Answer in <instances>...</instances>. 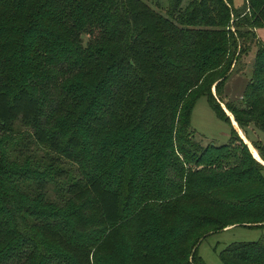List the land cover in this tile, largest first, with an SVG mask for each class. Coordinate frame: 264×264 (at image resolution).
<instances>
[{
  "label": "trees",
  "instance_id": "1",
  "mask_svg": "<svg viewBox=\"0 0 264 264\" xmlns=\"http://www.w3.org/2000/svg\"><path fill=\"white\" fill-rule=\"evenodd\" d=\"M183 3L0 0V132L32 123L38 147L78 164L57 204L47 180L14 170L24 156L0 147V264H205L207 236L264 227V164L219 100L256 47L243 97L224 108L264 161L247 134L264 132V0ZM200 97L232 124L227 144L194 140ZM220 260L264 264V237Z\"/></svg>",
  "mask_w": 264,
  "mask_h": 264
},
{
  "label": "rangeland",
  "instance_id": "2",
  "mask_svg": "<svg viewBox=\"0 0 264 264\" xmlns=\"http://www.w3.org/2000/svg\"><path fill=\"white\" fill-rule=\"evenodd\" d=\"M187 1L188 0H184L183 5H185ZM244 3L245 0H233L234 7L236 8L240 6L242 7ZM257 36L264 45V27L257 29ZM85 42L86 37H84V44ZM256 54L257 48L254 47L247 57H244L239 61L237 65L239 72L233 74L227 80L226 84H224L223 94L219 97L221 103L238 101L244 94L246 87L253 76ZM212 93L215 95L214 89H212ZM232 120L233 119L231 118V121ZM232 124L220 120L205 97H200L196 100L192 108L190 119V126L194 131L195 141L202 145L221 146L227 144L232 134ZM34 128L36 127L32 123L19 122L15 125L12 132H0V147L8 146L12 149H16L15 156H18L19 154L23 155V160L19 161L17 164L20 168L14 169L17 167L14 166L13 163H10V165L13 166L11 169L18 170V173L23 170L29 171L35 175L32 176V179L34 180L39 178L47 180L49 184V193L46 196L49 201L58 204L62 199H67L68 196L64 193V189H61V192L59 190L54 191L53 189L60 187L63 183L64 186L66 185L67 176H64L63 172L66 173L65 171H67L66 174L68 175H78V164L76 160H67L62 152L46 151L38 147L32 139ZM247 134L251 141H259L264 146V132L250 129L247 131ZM250 144L252 143L250 142ZM11 155H13V153H10V156ZM7 169V167H0V180L2 183H6L7 176L3 175H5ZM89 198L90 197H85L86 200ZM81 201L83 202V199ZM76 202L79 204V200H76ZM73 204L77 205L74 201ZM88 204L89 210L87 216L89 218L92 217V227H99L102 224L99 222L101 221V217L97 212L95 205H92L91 202H88ZM263 237L264 227H231L222 232L207 236L199 244L197 254L205 264H223L220 260V255L223 249L228 245L234 242H257Z\"/></svg>",
  "mask_w": 264,
  "mask_h": 264
},
{
  "label": "crops",
  "instance_id": "3",
  "mask_svg": "<svg viewBox=\"0 0 264 264\" xmlns=\"http://www.w3.org/2000/svg\"><path fill=\"white\" fill-rule=\"evenodd\" d=\"M240 7H241V6H240ZM240 7H238V8H240ZM235 8H236V7H235ZM242 97H243V95L240 97V99H241ZM240 99H239V100H240ZM229 102H230V101H227L226 103H221V106L223 107L224 110H226V112H228V111H227L226 108H224V105H226V104L229 103ZM228 115L233 119L232 121H233V124H234L235 128H236L237 131L239 132L240 136L244 139V141L246 142V144H248V146L250 147V149H251V151H252L254 157H255L259 162L264 163V161L262 160V158H261V156H260L259 151H257V150L252 146V144H250L249 140L245 137V135L243 134V132L238 128V125H236L237 123L235 122L233 116L230 115L229 112H228ZM235 123H236V124H235ZM256 154H258V155H256ZM259 157H260V158H259Z\"/></svg>",
  "mask_w": 264,
  "mask_h": 264
},
{
  "label": "bare ground",
  "instance_id": "4",
  "mask_svg": "<svg viewBox=\"0 0 264 264\" xmlns=\"http://www.w3.org/2000/svg\"><path fill=\"white\" fill-rule=\"evenodd\" d=\"M231 115V114H230ZM236 124V123H235ZM237 125V124H236ZM256 155H258V154H256ZM260 158V157H259Z\"/></svg>",
  "mask_w": 264,
  "mask_h": 264
},
{
  "label": "water",
  "instance_id": "5",
  "mask_svg": "<svg viewBox=\"0 0 264 264\" xmlns=\"http://www.w3.org/2000/svg\"><path fill=\"white\" fill-rule=\"evenodd\" d=\"M262 163V162H261ZM262 164H264V163H262Z\"/></svg>",
  "mask_w": 264,
  "mask_h": 264
}]
</instances>
